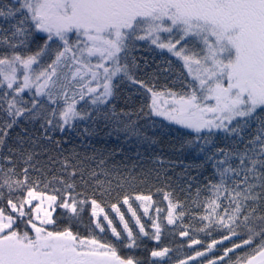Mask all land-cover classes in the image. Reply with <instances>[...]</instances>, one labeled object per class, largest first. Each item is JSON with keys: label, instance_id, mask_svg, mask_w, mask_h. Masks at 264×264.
<instances>
[{"label": "snow or ice", "instance_id": "snow-or-ice-1", "mask_svg": "<svg viewBox=\"0 0 264 264\" xmlns=\"http://www.w3.org/2000/svg\"><path fill=\"white\" fill-rule=\"evenodd\" d=\"M139 42L181 62L179 90L137 78ZM125 81L150 102L118 111ZM151 116L187 130L202 157L188 167L210 169L194 194L199 176L177 192L160 157L139 173L115 159L133 138L156 143L139 123ZM68 131L99 147L63 148L54 134ZM151 181L162 201L130 191ZM0 264H264V0H0Z\"/></svg>", "mask_w": 264, "mask_h": 264}, {"label": "trees", "instance_id": "trees-1", "mask_svg": "<svg viewBox=\"0 0 264 264\" xmlns=\"http://www.w3.org/2000/svg\"><path fill=\"white\" fill-rule=\"evenodd\" d=\"M39 43H42V40H40L39 36H37L36 43H33L31 45V50L34 51L37 47V44ZM134 55L137 58L138 63L140 64V68L136 71V76L138 79H144L149 84L154 83L156 85V90L158 91L164 90L165 86L173 90H179L181 88L179 73L184 71L182 68V64L168 52L156 49L154 46H150L145 42H139L138 49L134 52ZM145 61H147L146 65ZM168 61L172 62V70L170 72L163 70L169 67ZM25 98H28L27 94H25ZM149 102L150 96L145 94L144 89L139 88L138 85H132L128 81L119 84L116 97L113 101L118 111L120 109L135 111L138 110L142 104L147 105ZM152 121L155 122L154 127L151 126ZM139 123L142 126H146L147 134L153 137L156 143L152 145L151 148H149V146L146 144L137 145L135 139L133 138L129 143H125L122 145L124 152L122 155H118L115 159L124 160V156H127V159L124 160V163H126L129 167H131L133 163H136L137 167L135 172L139 173L141 170L147 171L148 169H161V164L159 163V161L154 162L155 157H160L165 162L163 168L168 169V175L172 177V180L170 182L171 186L177 192H179L181 188H184L187 185L188 175H191L193 177L199 176V179L193 182L194 194L195 186L199 183L206 182L204 180V177L209 175L210 169L207 171H203V175H201V170L188 167L189 165L199 164L202 157H198L193 149L184 146V141L186 139L185 132L187 130L181 129L179 126L170 124L168 121L155 116L144 117L139 121ZM21 126L29 127L37 135L42 132V130L39 128V123H35L33 125H24V123L21 122ZM84 126L85 125L81 123L78 127V131L82 132ZM19 130V128L16 129V131ZM54 138L66 141V143L62 145L63 148L75 149L77 152H84L86 150V146L99 147V137H82L80 135H77V131H68L63 134L57 132L54 134ZM106 139L108 141V147H113L120 144V141H117L115 138ZM47 146L49 148L52 147L51 145ZM138 150L141 153L140 156L136 155ZM88 151L90 153V147L88 148ZM157 186H159L157 182L151 181L145 184H137L136 187L134 189H130V191H132L133 194H153L154 200L162 201V195L156 194ZM180 198L182 200L184 199L183 193H180ZM133 206L138 208L139 214L143 217V211L142 209H139V202L133 201ZM161 206L166 208V202H163ZM107 210L110 212V209ZM122 210L124 212H127L126 206L123 207ZM152 214L155 215L154 210H152ZM112 215L114 216V214ZM89 216L90 208L86 209L82 214V222L72 224L73 230L78 231L81 235H87ZM126 218L131 221L130 215L126 216ZM144 219L146 220V218ZM190 219L191 217H186L185 223H188ZM192 222L194 225H198L199 223V221ZM114 223L117 226L118 230L122 231V226H120L118 218L114 220ZM132 223L134 224V222ZM66 224V220H61L59 226L62 228ZM104 235L107 239H114L111 236L110 231H108ZM214 235L215 238H219L218 233ZM200 236L205 240L206 243L210 242L209 237L203 236V234H200ZM180 240L181 238L178 236V234L176 236H172L168 233H165L163 237V244L174 247L180 242ZM145 244L148 248L155 246L154 241L145 240ZM242 251H247V249L237 252V255L242 254ZM121 254L125 255L128 253L126 250H121ZM136 254L141 257H146L147 255V253L143 249L138 250Z\"/></svg>", "mask_w": 264, "mask_h": 264}, {"label": "rangeland", "instance_id": "rangeland-1", "mask_svg": "<svg viewBox=\"0 0 264 264\" xmlns=\"http://www.w3.org/2000/svg\"><path fill=\"white\" fill-rule=\"evenodd\" d=\"M167 52V51H166ZM171 55V54H170ZM167 99H169L168 97H161L160 98V100H159V103L161 104V105H163L164 104V102H165V100H167ZM159 118H162L163 119V117H159ZM176 126H178V125H176Z\"/></svg>", "mask_w": 264, "mask_h": 264}]
</instances>
